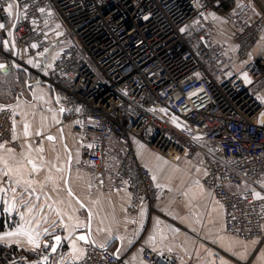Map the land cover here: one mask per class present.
<instances>
[{
  "label": "built area",
  "instance_id": "1",
  "mask_svg": "<svg viewBox=\"0 0 264 264\" xmlns=\"http://www.w3.org/2000/svg\"><path fill=\"white\" fill-rule=\"evenodd\" d=\"M8 1L13 21L0 29V64L49 85L96 189L125 190L131 213L143 204L156 210L152 174L134 139L161 156L193 160L222 205L225 230L264 242V190L260 198L254 192L264 179V56L253 52L264 34V7L241 26L234 24L240 11H224L230 45L211 18L222 0ZM53 46L57 56L46 71ZM41 138L17 134L12 109L0 108V146L21 152L25 141ZM142 257L178 264L148 247ZM17 258L11 263L40 264ZM78 264L120 260L85 243Z\"/></svg>",
  "mask_w": 264,
  "mask_h": 264
},
{
  "label": "crops",
  "instance_id": "2",
  "mask_svg": "<svg viewBox=\"0 0 264 264\" xmlns=\"http://www.w3.org/2000/svg\"><path fill=\"white\" fill-rule=\"evenodd\" d=\"M234 1L242 17L235 21L236 26L264 7V0ZM215 24L222 41L231 45L226 19ZM10 43L13 47L11 39ZM259 47L260 42L253 49L257 55ZM56 56L57 47L53 46L44 58L46 71ZM12 68L2 67V75L7 76ZM17 82L20 85L9 89L15 90L14 101L0 102V108L12 109L17 134L42 136L38 145L25 141L21 152L0 146V212L9 222L0 232V243L16 246L23 260L78 264L84 243L76 234L86 231L88 225L94 245L107 247L127 264H148L142 257L146 247L172 254L178 264H264V242L241 239L225 230L222 205L202 183L203 169L193 160L175 153L161 156L133 139L139 161L152 174L156 210L151 212L143 204L137 213H131L125 190L114 189L111 184L105 189L93 186L91 172L81 163V144L69 137L70 125L63 123L62 106L49 85L27 73L24 81ZM55 127L61 146L54 144ZM68 152L72 160L66 186ZM263 190L264 179L254 192ZM57 236L59 241L54 239Z\"/></svg>",
  "mask_w": 264,
  "mask_h": 264
},
{
  "label": "rangeland",
  "instance_id": "3",
  "mask_svg": "<svg viewBox=\"0 0 264 264\" xmlns=\"http://www.w3.org/2000/svg\"><path fill=\"white\" fill-rule=\"evenodd\" d=\"M11 4L8 0H0V7L1 9L5 12V9L8 7V5ZM230 9V8H228ZM0 20L2 19V11H0ZM214 15H216L215 18H217L216 20H214ZM8 19H5L3 20L2 19V23L5 25V27L3 28V30L5 28H8L11 27L12 25V21H13V5H12V8L10 10V14L8 12ZM211 18L214 20V22H217L219 20H221L222 18L223 19H226L224 18V11L222 10H217L215 11L212 15H211ZM5 34V32H4ZM221 34H218L217 37L218 39H220V41H222V37L220 36ZM191 36V35H190ZM260 51V54L264 52V34H263V38L262 40L260 41V47L258 48ZM14 68V67H13ZM16 69V68H15ZM18 69V68H17ZM13 71L12 69H10V72L8 73L7 76H3V75H0V102L2 103H5V104H8L9 102H12L14 101V91L11 92L7 86H14V85H20V83L17 82V78L19 77H15L13 76ZM16 81V82H15ZM11 82V83H10ZM18 83V84H17ZM15 87V86H14ZM69 129L71 131V135H69V137L76 143H79V138L78 136L72 131L71 127L69 126ZM53 133L54 135L56 136L57 140H56V143L54 144H58V146H61V142H60V135H59V129L58 127H55L53 129ZM29 141V140H28ZM27 141V142H28ZM29 143V142H28ZM82 152V151H81ZM65 154V153H64ZM82 155V154H81Z\"/></svg>",
  "mask_w": 264,
  "mask_h": 264
},
{
  "label": "trees",
  "instance_id": "4",
  "mask_svg": "<svg viewBox=\"0 0 264 264\" xmlns=\"http://www.w3.org/2000/svg\"><path fill=\"white\" fill-rule=\"evenodd\" d=\"M235 1L234 0H228L227 2H225L224 0L221 1L220 6L218 7V10H222V11H226L228 10V8H232L235 7ZM0 11H2V19H8V12H4L1 7H0ZM1 13V12H0ZM1 19V20H2ZM13 71V76L15 77H19L17 78L18 81H24L25 80V76L26 73L22 72V70L20 69H15L12 68ZM4 74L3 70L0 69V75ZM8 73H5V75ZM8 88H10V86H7ZM7 225H9V222L7 220V217L4 216L3 213L0 212V232L4 231L7 227ZM22 255V251L19 250L16 246L14 245H6V244H2L0 243V264H9L11 260L20 257Z\"/></svg>",
  "mask_w": 264,
  "mask_h": 264
},
{
  "label": "water",
  "instance_id": "5",
  "mask_svg": "<svg viewBox=\"0 0 264 264\" xmlns=\"http://www.w3.org/2000/svg\"><path fill=\"white\" fill-rule=\"evenodd\" d=\"M5 43H6V41H5ZM8 46V45H7ZM0 65H3V67L4 66H6V63H1ZM59 111H60V113H61V119L63 118V111H64V108L63 107H61L60 109H59ZM69 153V152H68ZM71 160H72V155H71V153H69V157H68V164H67V171H66V180H65V182H66V186H67V181H68V175H69V172H70V162H71ZM71 193V192H70ZM71 195L75 198V200L82 206V207H84V205L81 203V201H79V199H77L72 193H71ZM84 209H85V207H84ZM88 232H89V228H88V225H87V227H86V231H82V232H80V233H78V234H76V238L80 241V242H82V243H91V244H95L90 238H89V234H88ZM81 236H84L85 237V239L84 240H81V239H79V237H81ZM55 239V238H54ZM55 241H57L56 239H55ZM96 246V245H95ZM105 249H107V247H104ZM118 257V256H117ZM119 259H121L125 264H127V261L125 260V259H122L121 257H118ZM10 264H24L23 263V261L22 260H18V261H16V262H14V263H10Z\"/></svg>",
  "mask_w": 264,
  "mask_h": 264
},
{
  "label": "snow or ice",
  "instance_id": "6",
  "mask_svg": "<svg viewBox=\"0 0 264 264\" xmlns=\"http://www.w3.org/2000/svg\"><path fill=\"white\" fill-rule=\"evenodd\" d=\"M11 8H12V4H9L8 7L5 9V11H6V12H9V14H10V10H11ZM39 11H40V12H44V9H43V8H40ZM145 19H148V17L146 16ZM4 27H5V25L2 24V23H0V29H3ZM181 31H183V29H181ZM32 47L35 48L36 45L33 44ZM28 63H32V61H28ZM2 67H3V65H0V68H2ZM244 79H245L246 82H249V83H250V81L247 80V75H246V74H245V76H244ZM48 139H53V138H52V137H48ZM256 196H257V198H260V197H259V194H256ZM55 239H56L57 241H59L61 238H60L59 236H57V237H55ZM79 239L84 240L85 237H84V236H81V237H79ZM30 242H31V238H30ZM37 246H39V245H37ZM44 246H45L46 248L49 247L48 244H45ZM53 251H55V247H53Z\"/></svg>",
  "mask_w": 264,
  "mask_h": 264
},
{
  "label": "bare ground",
  "instance_id": "7",
  "mask_svg": "<svg viewBox=\"0 0 264 264\" xmlns=\"http://www.w3.org/2000/svg\"><path fill=\"white\" fill-rule=\"evenodd\" d=\"M263 37V36H262Z\"/></svg>",
  "mask_w": 264,
  "mask_h": 264
}]
</instances>
